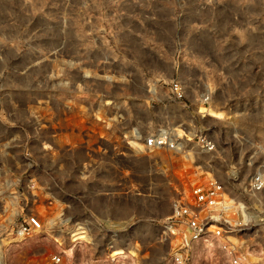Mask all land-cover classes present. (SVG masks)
Segmentation results:
<instances>
[{
  "label": "rangeland",
  "instance_id": "1",
  "mask_svg": "<svg viewBox=\"0 0 264 264\" xmlns=\"http://www.w3.org/2000/svg\"><path fill=\"white\" fill-rule=\"evenodd\" d=\"M161 132L177 148L141 146ZM261 165L264 0H0V183L44 221L63 213L96 241L114 224L125 255L158 264L155 221L211 176L255 219L242 264H264V191L247 189ZM47 248L30 240L5 264Z\"/></svg>",
  "mask_w": 264,
  "mask_h": 264
},
{
  "label": "built area",
  "instance_id": "2",
  "mask_svg": "<svg viewBox=\"0 0 264 264\" xmlns=\"http://www.w3.org/2000/svg\"><path fill=\"white\" fill-rule=\"evenodd\" d=\"M170 92L176 99L182 97L177 83L172 85ZM201 102L207 103V97ZM196 144L205 152L214 150V142L204 135L198 136ZM141 146L151 150L177 148L163 132L143 137ZM17 187L14 180L0 183V264H5L7 252L21 249L30 240L49 242L50 252L45 258L36 255L25 258L23 264H150L147 252L140 253L134 244L137 254L134 258L113 254L127 248L117 236L119 228H115L116 225H99V231H104L107 238L96 241L89 237L83 225L72 223L63 213L44 221L25 199L13 195ZM247 189L264 191V165L249 175ZM254 225L255 219L248 206L229 197L223 184L208 176L204 182L190 186L187 194L172 204L169 214L155 221L156 242L165 244L166 248L157 263L191 264L193 260L217 259L219 255L225 264H242L245 241L241 234ZM78 227L84 231L87 242L71 241ZM55 238L60 239L59 245L53 241ZM92 246L93 254L86 255V249Z\"/></svg>",
  "mask_w": 264,
  "mask_h": 264
},
{
  "label": "bare ground",
  "instance_id": "3",
  "mask_svg": "<svg viewBox=\"0 0 264 264\" xmlns=\"http://www.w3.org/2000/svg\"><path fill=\"white\" fill-rule=\"evenodd\" d=\"M201 112H204V113H206L207 114V116H218L217 114H214V113H212L210 110H208V109H206V108H201V110H200V113ZM112 225H114V224H112ZM83 230H81V227H78V231L77 232H75V233H73L72 235H71V241H73V235H75V234H77V233H81V235H84L85 237H86V235L85 234H83ZM56 244H60L61 243V241H60V239H54L53 240ZM79 242H82V241H79ZM84 242H87V237H86V240H84ZM242 243V242H241ZM131 246H133V245H131ZM244 246H245V244H243V249H244ZM246 247V246H245ZM246 249V248H245ZM244 249V250H245ZM127 250V248L126 249H118L117 251H115L113 254H120V255H122V254H124L123 253V251H126ZM70 251V249H68L67 250V252H69ZM133 251H131V253L130 254H128V255H125V257H132V258H134V257H136V255L137 254H134V253H132ZM245 253H247L246 251H245ZM246 256H248V257H250V261L249 262H251V263H253V262H256L257 261V259L256 258H253V257H251V255H249V254H246ZM245 258V257H244Z\"/></svg>",
  "mask_w": 264,
  "mask_h": 264
}]
</instances>
